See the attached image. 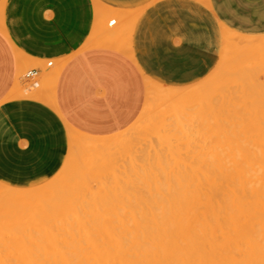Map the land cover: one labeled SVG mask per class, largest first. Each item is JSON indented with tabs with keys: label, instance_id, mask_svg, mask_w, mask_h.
<instances>
[{
	"label": "bare ground",
	"instance_id": "obj_1",
	"mask_svg": "<svg viewBox=\"0 0 264 264\" xmlns=\"http://www.w3.org/2000/svg\"><path fill=\"white\" fill-rule=\"evenodd\" d=\"M108 9L100 8V15L105 10L104 16L120 12ZM110 34L82 49L109 47L132 57L126 39L131 35L112 39ZM263 45V33L226 25L223 51L211 71L212 77L223 76L222 87H210L211 75L177 87L144 73L146 98L152 99L145 104L160 101L154 119L149 117L155 103L151 109L144 106L148 112L142 116L152 123L138 117L128 129L109 137L79 133L68 125V148L76 154L67 177L82 172L81 164L102 177L113 149L126 141L128 131L138 132L143 123L147 128L154 120L159 128L154 127L156 143L149 150L120 155L121 174L106 172L112 174L110 186L96 183V188V175L77 174L63 191L58 183L37 189L40 207L34 200L21 205L35 191L0 183V264H264V68L249 65L239 70L242 55ZM17 51L14 94L43 99L34 94L42 90L41 82L37 89L30 86L38 77L27 82L22 68L25 62L39 60L28 61L23 50ZM233 52L236 56L229 57ZM69 58L49 67L53 73L44 69L52 73L43 84L53 106L57 78ZM48 190L51 198L43 195ZM29 221L37 224L29 227Z\"/></svg>",
	"mask_w": 264,
	"mask_h": 264
},
{
	"label": "crops",
	"instance_id": "obj_2",
	"mask_svg": "<svg viewBox=\"0 0 264 264\" xmlns=\"http://www.w3.org/2000/svg\"><path fill=\"white\" fill-rule=\"evenodd\" d=\"M99 1L141 10L129 42L132 57L109 47L82 49L96 43V0H0V8L6 2L0 17V183L24 188L46 178L51 151L60 154L68 144V125L96 137L130 127L145 105L144 73L173 86L207 77L221 56L226 25L264 34V0ZM17 49L30 60L60 62L70 56L53 92L56 122L34 103L42 99L14 94Z\"/></svg>",
	"mask_w": 264,
	"mask_h": 264
},
{
	"label": "rangeland",
	"instance_id": "obj_3",
	"mask_svg": "<svg viewBox=\"0 0 264 264\" xmlns=\"http://www.w3.org/2000/svg\"><path fill=\"white\" fill-rule=\"evenodd\" d=\"M5 4H6V2H5ZM5 4L0 8V17L2 18L3 17V13H2V11H3V9H4V7H5ZM101 8V10H102V8H106L107 9V7L109 8L108 10H107V12L109 11V10H111L112 8H113V10L115 11V10H120V12H108V14H106L105 16L104 15H102V14H104V13H106V10H105V12L104 13H101V15H100V8ZM131 11V12H127V14H123V12H126V11ZM135 10H136V13H134L135 12ZM104 11V10H103ZM103 11H101V12H103ZM123 11V12H122ZM137 11H138V13H139V9H120V8H116V7H112L110 4H107V3H104V2H102V1H99V0H96V4H95V17H96V20H95V25H94V27H93V34L94 35H96L95 37L97 38V37H101V35L102 36H104L105 34H107L108 36H109V32H111V38L112 39H119V34L121 35V38H123L124 37V39L126 38V35L128 36V34H129V36L130 37H127L126 39H130L131 40V37H132V34H133V31H134V27L133 26H135V24H136V22H137V19L139 18V16H140V14L141 13H139L138 14V16H137ZM121 12H122V14H121ZM133 12V13H132ZM113 13V14H112ZM131 13V14H130ZM111 14H112V16H111ZM99 15V16H98ZM114 15H115V17L117 18V19H121V18H124L123 20L121 19H119L118 20V22L116 21L117 19H115L114 18ZM106 18H108V20H106ZM109 18H111V20L113 21H111V23H113V24H111L110 23V21H109ZM114 19V20H113ZM106 20V21H105ZM106 23V24H105ZM110 23V24H109ZM114 23H116V24H114ZM135 23V24H134ZM134 24V25H133ZM131 25V26H130ZM104 27V28H103ZM103 28V29H102ZM124 30L126 31V33L124 32ZM122 32H123V34L125 35H122ZM130 32V33H129ZM100 33V34H99ZM104 33V34H103ZM260 34H262V33H260ZM107 35H105L107 38H108V36ZM117 36H118V38H117ZM100 37L97 39V42L98 41H102L103 40V38L104 37H101V39H100ZM105 37V40L107 39ZM121 40V39H120ZM223 45H224V29H223V43H222V46H220V49H219V52H220V54H219V56L221 55V53H222V51H223ZM259 48V49H258ZM258 48H254V49H252V50H250V51H248V53H245V54H243L242 55V57H243V59H242V61H241V64H240V68H239V70H241V69H243L242 67H245V66H259V67H263L264 68V51H261V49H264V45L263 46H260V47H258ZM235 53L236 52H233V53H231L230 55H228L229 57L230 56H232V57H235L236 55H235ZM233 54V55H232ZM237 54V53H236ZM32 59H34V58H31V61H33ZM28 61H30V59H28ZM217 61L218 60H215L214 61V63H213V65H212V67H211V69L206 73L207 75H211V78L210 79H212V81H211V83H210V87H214V86H221V84H222V82H223V76L222 77H217V76H214V77H212V74H211V71H212V69L215 67V65H216V63H217ZM53 63V65H55V67L58 65V64H56V63H58L59 61H39V62H37L36 61V63H34V62H29V63H26L25 62V65H23V73L25 74V72L27 71V70H30V69H38L39 70V74H38V82H41V89L42 90H40V89H38L34 94L37 96L38 94V96H40V97H42L43 99H42V101H35L34 103H40L43 107H44V109L49 113V115H50V117H51V121H53V119L55 120V122H56V118L55 117H53V115H54V109H53V106H52V104H50V102L52 103V101H50V100H52V97H49V96H51V95H49V93H48V91H47V88H45V86H46V84L44 85L43 83H45L44 82V80L46 79V80H48L47 78L49 77H51L52 76V70H51V68H49V67H52L51 65H50V63ZM34 63V64H33ZM38 63V64H37ZM49 64V65H48ZM46 65V67H44ZM48 65V66H47ZM54 66L52 67V68H55ZM42 68H43V70L45 69V70H47L48 68L50 69V71L52 72H50V71H48V72H46L45 70L43 71L42 70ZM54 70V69H53ZM246 71V70H245ZM42 73V74H41ZM48 73V76H46V74ZM41 77V78H40ZM47 77V78H46ZM40 78V79H39ZM43 81V82H42ZM191 84H193V83H191ZM191 84H186V85H177V87H185V86H188V85H191ZM168 85V84H167ZM170 86H173V85H170ZM222 87V86H221ZM50 92V91H49ZM47 93H48V95H47ZM50 98V99H49ZM147 99H150V98H146V101L145 102H147ZM150 100H152V99H150ZM154 100H155V98H154ZM158 101L159 100H157V102L156 101H153V103H151V101H150V105L152 106V104H154V106H155V109H154V106H152V108H153V111L151 112V114H152V116L151 117H149V118H152V119H154V117L157 115V108H156V105H157V103H158ZM159 104H160V101H159ZM146 105V104H145ZM144 105V106H145ZM150 105H149V101H148V104L146 105V106H148L149 108L148 109H151L150 108ZM145 106V107H146ZM158 106V105H157ZM46 107V108H45ZM145 107H143V109H144V113L141 111V113H140V115L138 116V117H143V119H142V121L141 122H144L145 121V119H146V121L148 122H150V123H152L151 122V120H148V117H144V116H142L143 114H146L145 112L147 111L146 109H145ZM148 112V111H147ZM137 117V118H138ZM53 118V119H52ZM137 120V119H136ZM135 120V121H136ZM146 123V122H145ZM150 123H148V124H150ZM145 125H147V124H144L143 123V126H142V128L137 132V130L135 131V130H133V131H128L127 133H126V137H128L129 135L132 137V136H134V137H128V138H126V141H124L123 142V144L121 145V146H119V147H117V149L115 148V149H113V150H115V151H113V154H112V156H113V159L111 160V164H109V168L107 167V171L106 172H111V170L116 174V175H120L119 174V172H120V170H122V165H123V163H124V161H123V158H120L121 156H125L126 154H129V153H134V152H139V151H142V150H149L150 148H151V146L153 145V144H155L156 143V138L154 137V135H156L157 136V133L154 131V127H158L159 128V123H157L155 120L153 121V124L151 125V126H148L147 128H146V126ZM150 127V128H149ZM129 128V127H128ZM127 128V129H128ZM56 129H58V130H61V132H62V136H64V131H63V127H62V124H61V122L60 123H56ZM144 129V130H143ZM54 130V128H53V126L51 125V128H50V131H51V133H52V131ZM147 130V131H146ZM125 131V130H124ZM123 132V131H122ZM122 132H120V133H122ZM131 132V133H130ZM137 133V134H136ZM151 134H152V136H151ZM139 135H141V136H139ZM151 138H150V137ZM107 137H109V136H107ZM138 137V138H137ZM148 137V139H146ZM145 138V139H144ZM131 139H133V140H131ZM137 139V140H136ZM130 140H131V142H130ZM147 141V143H145L146 141ZM153 140V141H152ZM150 141V142H149ZM139 143H140V145H139ZM145 143V144H144ZM149 143H150V145H149ZM153 143V144H152ZM149 145V147H148V145ZM152 144V145H151ZM142 145H144V146H142ZM147 145V146H146ZM64 146H65V149L63 148V149H61L60 151H59V153L60 154H54V151H51V156H50V160H51V162H50V171H49V175L46 177V178H44V177H42V176H40V177H38L37 178V181L34 183V184H36L35 186H23L25 189H31V190H33V191H35L34 192V194H33V192L30 194V195H32V196H28V197H30V198H28L27 197V199L25 200V201H22L21 202V205H24L25 204V202H27V201H29L30 203H32L33 202V200H34V204L36 205V204H38V202H36V201H41L40 199L41 198H39L40 196V192H39V190L41 189V188H43V187H41V186H43V185H47V187L46 188H48V187H53V185H57V183H58V185L60 186V189H59V192L62 190L63 191V189H65L67 186H69L71 183H72V181H73V179H74V177L78 174V175H81V173L82 174H86V175H89V174H91L92 175V177H94L95 175H96V177H94L93 179H95V178H97L96 180H93L92 181V183H93V186L94 185H96V188H97V184L96 183H98L99 185H101V184H107V186L109 185H111V184H113V182L111 181L112 179H111V175L112 174H109V173H106L105 172V174H109V176H106L104 173H102V177H100L99 178V175H98V171L96 172V170H93V172H91L90 173V171H88L87 172V170L85 169V167L86 166H84V165H82L81 164V166L82 167H80L79 166V168L82 170V172H78L76 175H70L69 174V176L67 177V175L65 174V172L66 171H68L69 170V168H68V165H69V162H70V159L72 158V156L73 155H75L76 153L73 151V150H71V149H69L68 148V144H64ZM142 146V148H140ZM131 147V148H130ZM128 148V149H127ZM125 149V150H124ZM139 149V150H138ZM69 150V151H68ZM56 152H58V151H56ZM121 152V153H120ZM121 155V156H120ZM71 156V157H70ZM74 157V156H73ZM75 158V157H74ZM66 162V163H65ZM79 161H77V163H78ZM116 162V163H115ZM120 162H121V164H120ZM91 164H93V162L92 163H89L88 165H91ZM118 164H120L119 165V167L121 168V169H119V167H118ZM80 165V164H79ZM114 167V168H113ZM118 167V168H117ZM67 168V169H66ZM110 169V170H109ZM117 169V170H116ZM86 170V171H85ZM63 171H64V173H63ZM84 172V173H83ZM61 174L62 176H61V178H60V180L62 181V182H60V180H59V182H57L58 181V179H57V176L59 175V174ZM104 176L106 177V178H104ZM106 180V181H105ZM3 181H5V180H3ZM6 183H8V184H10L11 182H8V181H5ZM50 182V183H49ZM54 182H56V183H54ZM89 182V181H88ZM107 182V183H106ZM22 183H24V182H22ZM68 183H70V184H68ZM101 183V184H100ZM98 185V187H100ZM63 186V187H62ZM95 187V186H94ZM94 189V192L96 191V192H98L99 190L98 189ZM35 189V190H34ZM37 189H39L38 191H37ZM88 189H90V187L88 188ZM113 190V189H112ZM47 192H49V193H44L43 195H46L48 198H51V193H50V190H48ZM39 195H38V194ZM57 193H58V191H57ZM35 194H37L35 197H37V198H34V195ZM48 195H50V196H48ZM36 199V200H35ZM47 199V198H46ZM31 200V201H30ZM10 203V200H7L6 202H5V204L6 203ZM12 202V201H11ZM29 202H27L25 205H27V204H30ZM7 204V205H10V204ZM24 203V204H23ZM40 204H38L40 207H41V202H39ZM33 204V203H32ZM31 205V204H30ZM29 205V206H30ZM28 206V205H27ZM39 207V208H40ZM52 207V205L51 206H49V208H51ZM94 207V206H93ZM52 209V208H51ZM50 209V210H51ZM52 213L51 214H53V215H57L56 213H54V210L53 211H51ZM52 215V216H53ZM39 221V220H38ZM55 221V220H54ZM62 222H60L61 224H63L66 220H61ZM32 222V223H31ZM33 222L34 221H29V222H26V224H29V227L31 226V227H33V225L35 226L36 224H37V222H36V224H33ZM41 222H42V220H41ZM35 223V222H34ZM60 229V228H58V227H55V229ZM57 232V230H55V233ZM57 233H59V232H57ZM98 233H100V232H98ZM102 235V234H101ZM97 236H99V235H93V238L94 237H97Z\"/></svg>",
	"mask_w": 264,
	"mask_h": 264
},
{
	"label": "built area",
	"instance_id": "obj_4",
	"mask_svg": "<svg viewBox=\"0 0 264 264\" xmlns=\"http://www.w3.org/2000/svg\"><path fill=\"white\" fill-rule=\"evenodd\" d=\"M39 70L38 69H30L27 70L24 74V79H26L27 82L33 80L34 78L38 77Z\"/></svg>",
	"mask_w": 264,
	"mask_h": 264
}]
</instances>
